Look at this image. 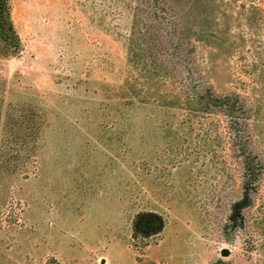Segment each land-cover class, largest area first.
<instances>
[{
	"label": "rangeland",
	"instance_id": "374dc122",
	"mask_svg": "<svg viewBox=\"0 0 264 264\" xmlns=\"http://www.w3.org/2000/svg\"><path fill=\"white\" fill-rule=\"evenodd\" d=\"M8 1L0 104L41 130L27 175L0 170V264H264V0ZM178 50L250 110L242 216L224 119L188 117L162 69Z\"/></svg>",
	"mask_w": 264,
	"mask_h": 264
},
{
	"label": "trees",
	"instance_id": "16d2710c",
	"mask_svg": "<svg viewBox=\"0 0 264 264\" xmlns=\"http://www.w3.org/2000/svg\"><path fill=\"white\" fill-rule=\"evenodd\" d=\"M161 2L160 0H149V5H153L155 8L154 5L158 3L159 6ZM0 42L9 55H16L22 51L20 38L11 20L8 0H0ZM165 46L172 48L174 52L171 38L168 37L165 40ZM180 51L172 53L173 56L168 57L170 59L163 60L162 69L168 70L167 75L183 77L180 105L183 106L182 109L185 110L188 117L206 118L219 114L224 119L232 154L243 169L239 196L240 206L238 207L241 211L238 215L242 216V211L252 200V194L254 200L257 189L256 182L260 179L259 173L262 169L258 155L253 153L252 159L251 152L248 151L247 133L249 132L250 110L238 96L217 94L196 71L185 73L187 64H184L185 56ZM172 107L175 106L166 105L163 108L170 109ZM3 109V104H0V170L27 175L31 171L30 166L35 163V145L39 129L41 130V122L35 120L33 113H31L32 116L28 114L26 117V109L12 106L6 107L4 111ZM242 219L241 217L240 220L242 221ZM134 233L143 235V232L136 227Z\"/></svg>",
	"mask_w": 264,
	"mask_h": 264
},
{
	"label": "water",
	"instance_id": "95a60500",
	"mask_svg": "<svg viewBox=\"0 0 264 264\" xmlns=\"http://www.w3.org/2000/svg\"><path fill=\"white\" fill-rule=\"evenodd\" d=\"M227 254H228V250L223 249V250L221 251V255H222V256H226Z\"/></svg>",
	"mask_w": 264,
	"mask_h": 264
}]
</instances>
